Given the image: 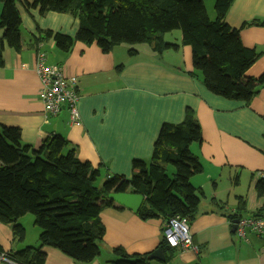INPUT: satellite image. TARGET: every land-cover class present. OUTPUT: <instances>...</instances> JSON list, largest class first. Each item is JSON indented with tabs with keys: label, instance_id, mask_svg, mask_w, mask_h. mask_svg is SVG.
<instances>
[{
	"label": "crops",
	"instance_id": "1",
	"mask_svg": "<svg viewBox=\"0 0 264 264\" xmlns=\"http://www.w3.org/2000/svg\"><path fill=\"white\" fill-rule=\"evenodd\" d=\"M34 2L17 1L21 52L7 47L0 29V42L5 46L0 66V126L19 128L23 141L35 147L60 135L82 162L100 168L102 175L130 179L135 160H151L163 124H180L187 111H193L203 136L202 143L190 146L203 167L201 174L191 178V184L203 191L198 213L189 222L198 251H177L168 264H264V234L248 232L242 239L233 232L229 219L240 197L246 199L247 217L264 208V198L256 190L264 171V88L248 105L214 95L201 74L192 75L193 53L188 46L161 56L149 47L145 58L139 52L135 56L118 52L123 45L104 53L97 44L78 42L68 54L54 42L37 46L34 36L39 29L75 37L80 23L67 14L42 16L38 7L24 5ZM2 11L0 1V17ZM255 19L264 21V0H235L227 23L241 29ZM168 35L176 37L168 43L181 44L180 31ZM241 37L246 47L261 54L247 75L258 78L264 74V27H247ZM39 51L46 55V65L60 66L67 77L78 78L81 127L69 124L67 110L57 116L45 112L37 74ZM25 219L20 220L24 227ZM101 220L106 230L99 245L101 254L90 264L115 260L116 248L129 255H144L161 243L162 219L143 221L115 203L102 212ZM30 222L23 242L15 238L12 226L0 223V246L5 254L40 247L41 231L35 223L32 226L33 219ZM42 252L46 255L43 264H80L51 247ZM0 264L14 263L0 259ZM151 264L164 262L151 260Z\"/></svg>",
	"mask_w": 264,
	"mask_h": 264
},
{
	"label": "trees",
	"instance_id": "2",
	"mask_svg": "<svg viewBox=\"0 0 264 264\" xmlns=\"http://www.w3.org/2000/svg\"><path fill=\"white\" fill-rule=\"evenodd\" d=\"M0 1L2 40L7 47L21 52L18 0ZM234 2L216 0L215 20L210 19L204 0H35L33 5H24L27 9L38 7L42 16L67 14L80 23L75 37L39 29L34 36L37 46L54 42L59 51L68 54L78 42L97 44L104 53L122 45L147 44L157 56L188 46L193 53L192 75L201 74L205 87L214 95L248 105L264 88V74L258 78L247 76L261 54L243 44L241 31L264 27V21L255 19L241 29L232 28L227 16ZM175 31L182 34L180 45L165 41V36ZM2 40L0 66L5 48ZM129 54L135 56L138 52L132 49ZM202 141L198 120L188 110L182 123L163 124L151 160H135L130 179L107 176L98 186L101 169L82 162L62 136L50 137L35 147L23 141L19 128L0 126V223L12 226L20 242L26 237V229L19 222L24 216L33 215L41 231L40 247L7 255L0 246V255L8 256L14 264H43L46 255L42 249L51 247L77 263H92L101 254L99 245L106 231L101 214L114 207L108 195L117 192L145 198L137 214L141 220L165 222L159 247L166 257L164 264H168L177 250L164 237L166 224L176 217L189 223L200 207L203 191L191 184V178L201 174L203 167L190 146ZM256 190L264 198V178ZM246 204L245 198L238 199L237 209L229 217L232 223L245 218L264 220V208L245 216ZM113 253L115 260L105 264H151L150 254L129 255L123 248Z\"/></svg>",
	"mask_w": 264,
	"mask_h": 264
},
{
	"label": "built area",
	"instance_id": "3",
	"mask_svg": "<svg viewBox=\"0 0 264 264\" xmlns=\"http://www.w3.org/2000/svg\"><path fill=\"white\" fill-rule=\"evenodd\" d=\"M45 59V54L41 53L37 64V74L42 85L40 101L44 106L45 112L56 116L63 110H67L69 113V124L81 127L83 124L78 108L80 102L78 78L67 77L60 66H47ZM260 177L264 178V171L260 174ZM248 231L262 235L264 233V220L245 218L239 221L238 236L245 239ZM164 237L169 245L179 252L186 250L198 251V247L193 243L187 219L179 217L170 219L165 226ZM0 259L13 263L5 255H0Z\"/></svg>",
	"mask_w": 264,
	"mask_h": 264
},
{
	"label": "water",
	"instance_id": "4",
	"mask_svg": "<svg viewBox=\"0 0 264 264\" xmlns=\"http://www.w3.org/2000/svg\"><path fill=\"white\" fill-rule=\"evenodd\" d=\"M108 198L118 204L119 206L138 214L145 198L135 193H117L113 192L108 195ZM239 220H235L232 223L233 232L237 231ZM149 260H157L160 262H166L165 254L161 247L157 248L154 252L149 255Z\"/></svg>",
	"mask_w": 264,
	"mask_h": 264
},
{
	"label": "rangeland",
	"instance_id": "5",
	"mask_svg": "<svg viewBox=\"0 0 264 264\" xmlns=\"http://www.w3.org/2000/svg\"><path fill=\"white\" fill-rule=\"evenodd\" d=\"M204 2H205V6H206V9H207V12L209 14L210 19L215 20V18H216V12H215L216 0H204ZM165 37H166V42H174L175 41L174 39L176 38V37H174V35H171L169 37L168 34ZM132 49L139 52V55H141L142 58H145L146 57V50L149 49V46L147 44H140V45H134V46L123 45V47H121V49H117V50H120L118 52H121L123 54L125 52V54L127 56H129L127 53H129V51ZM118 54H120V53H118ZM104 181H106V175L103 173L102 178L98 181V186L102 185L104 183ZM24 218H26L25 219L26 221H24V225L26 228L29 229L31 227L30 219L31 220L33 219L35 222V217L31 214H28V215H26V217L24 216L22 219H24ZM34 222L32 223V226H33Z\"/></svg>",
	"mask_w": 264,
	"mask_h": 264
},
{
	"label": "clouds",
	"instance_id": "6",
	"mask_svg": "<svg viewBox=\"0 0 264 264\" xmlns=\"http://www.w3.org/2000/svg\"><path fill=\"white\" fill-rule=\"evenodd\" d=\"M6 256V255H5Z\"/></svg>",
	"mask_w": 264,
	"mask_h": 264
}]
</instances>
